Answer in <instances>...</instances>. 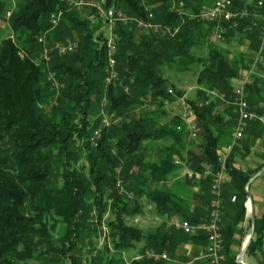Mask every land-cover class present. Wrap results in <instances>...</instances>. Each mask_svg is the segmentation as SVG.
I'll list each match as a JSON object with an SVG mask.
<instances>
[{"label": "trees", "instance_id": "1", "mask_svg": "<svg viewBox=\"0 0 264 264\" xmlns=\"http://www.w3.org/2000/svg\"><path fill=\"white\" fill-rule=\"evenodd\" d=\"M212 2L103 0L104 9L112 7L141 20H148L151 13L155 24L177 30L174 36H162L138 29L134 19L117 24L118 79L105 85L104 36L94 7L75 11L57 0L17 1L7 16L11 35L0 40V264H161L162 259H149L144 252L171 256L185 242L206 246L204 231L190 236L164 226L171 218L196 224L208 217L210 177L197 182L185 177L190 188L180 192L174 181L178 170L174 160L186 153L192 171L204 165L219 168L218 149L237 118L232 80L252 61L260 33L259 21L248 16L238 22L239 30L224 23V46L211 43L212 22L192 14ZM58 10L64 12L60 23L49 28V13ZM40 35L46 49L52 42L71 40L76 50L62 56L53 50L45 61L43 46L36 41ZM234 39L241 47L249 44L244 52L231 54L227 49ZM203 48V56L194 52ZM192 64L199 65L198 89L194 98L184 101L199 129L196 154L183 149V115L160 123L166 103L184 94L164 70L186 71ZM257 68L264 75V66ZM49 73L55 82L46 78ZM211 91L222 95V100L215 98L216 102ZM146 99L154 107L135 116L134 109ZM245 99L256 117L248 122L244 135L249 146L262 141L264 152V120H258L264 118V79L251 76ZM218 102L223 103L221 109L216 108ZM100 108L109 116L106 126L101 124L104 119L92 117ZM96 128L100 136L93 146L90 137ZM154 140L168 143L158 150L156 160L146 161L144 150ZM238 151L235 143L224 153L219 223L223 264H235L232 245H240L251 227L244 188L264 165L263 160L252 171L235 168ZM144 201L163 219L154 231L126 222L141 215ZM262 206L245 250L251 256L261 254L258 264H264V200ZM104 214L113 219L103 220ZM139 244L127 262L122 255Z\"/></svg>", "mask_w": 264, "mask_h": 264}, {"label": "built area", "instance_id": "2", "mask_svg": "<svg viewBox=\"0 0 264 264\" xmlns=\"http://www.w3.org/2000/svg\"><path fill=\"white\" fill-rule=\"evenodd\" d=\"M102 0H100L101 2ZM212 3L204 4L198 8V10L192 14L194 17H198L200 20H207L212 22L213 31L211 32L208 40L211 42H219L222 39L223 34L227 32L226 25L228 24L230 28H235L239 21L247 19L248 16H253L259 21V37H258V47L253 52L252 61L247 65L246 70L238 78H235L234 89L232 90V95L234 99L235 109L237 113V119L233 125L231 133V147L238 139L241 138L243 132L247 130V121L251 120L255 116L254 112L248 110V103L245 99V90L246 87L250 85V77L254 73V68L257 64H260L264 60V0H212ZM58 3L65 4L73 10H80L85 7H94L96 10V18L99 19L104 30L103 38V47L105 48V61L106 66L104 68L105 78L103 80L105 85L113 83L118 79V75L115 70L116 61L114 60L115 52H117V40L118 35L114 32L115 26L120 23H128L132 21V18L126 16L122 11H114L112 7L104 9L97 1L89 0H57ZM179 5L182 6V2H179ZM10 11H7L4 14V17L7 18ZM61 10L52 11L49 13L48 20L49 28H53L60 23ZM148 20L134 19L136 22V27L141 28L142 30L152 31L158 35H170L174 36L177 32L176 29L171 30L167 25L155 24L151 21V13L147 14ZM96 18H92L93 20ZM100 28V29H102ZM45 37L40 35L37 37V42L43 46L44 52L41 54L43 60H48V54L51 51H55L58 56L65 55L68 52H74L76 50L75 42L66 40L64 43L53 42L51 47L46 49ZM51 80V78H48ZM172 92L170 88L168 90ZM211 93L214 94L213 91ZM222 100V96H218ZM208 101L205 102L207 104ZM188 105L184 103L183 108V118L185 123V129H187L188 137L191 140L195 139L196 128L193 122L189 121L191 117L190 112L188 111ZM109 123L108 119H104L101 123L102 126H106ZM179 130V127H176ZM100 136L99 129L93 131L90 141L92 145H95L96 139ZM225 155L222 157L219 168L213 169L211 166L204 165L201 170H186L185 175L188 180L197 182L200 178L210 177V190H209V204L207 205L208 217L205 220L198 221L196 224H190L187 220H178L176 218L171 219L169 222H166L165 227H173L176 230L182 232V234H187L194 236L200 231H204L206 237V246L203 247V256L205 257V262L208 264H221L225 260V255L222 253L223 241L220 234V218L222 212H220V207L222 204L221 190L222 182L224 181L225 170H224V161ZM180 163L178 160L174 161V164L177 165ZM118 185L119 182L117 181ZM129 198H132L130 192L127 193ZM231 201L234 202L235 198L230 197ZM245 204V203H244ZM145 257L157 261L158 259H166L165 255L161 253H154L151 250H146L144 252Z\"/></svg>", "mask_w": 264, "mask_h": 264}, {"label": "rangeland", "instance_id": "3", "mask_svg": "<svg viewBox=\"0 0 264 264\" xmlns=\"http://www.w3.org/2000/svg\"><path fill=\"white\" fill-rule=\"evenodd\" d=\"M17 1L18 0H0V5L2 6V8H4V12L0 14V40L5 39V38H8V36L11 35V31L9 29L10 23L8 22V17L9 16L7 18H5L4 17V14H5V12L10 11L9 15H11V13L14 10V7L16 6ZM89 1L91 2V0H89ZM94 1H97L101 5V2L103 0L101 2H100V0H94ZM86 8H89V7H85L84 6V8H82V9H86ZM100 28H102V25H100L98 27V30L101 31V33L104 35L103 28L102 29H100ZM222 41L223 40L220 39L219 42H216V43L214 42V44L219 45V46L220 45H223L224 46L225 44ZM248 45L246 44V45H244V47L243 46L241 47V43L238 42L237 39H234L231 42V44H229L226 47H227V49L232 54V53H234V51H238V50H241V51L244 52L245 49L247 48L246 46H248ZM42 49H43V47H42ZM43 52H44V49L42 50V53ZM194 52L196 54L200 55V56H203L205 54V48H203V49H194ZM260 65L262 67L264 66V60L260 63ZM255 68H257V66ZM198 70H199V65L198 64H192V66H190L189 69L186 70V71L185 70L176 71V70H171V69L164 70V73H165L164 75L166 77H168L167 79L175 87L183 89L184 90V94L182 95V97H179L178 99L174 100L173 103L172 102L171 103H166V105L163 107V110L165 112V115L161 119L160 123L165 122L171 116L182 115V113H183L182 106H184V103H186V101H184V99L185 98L186 99H189V98L192 99V98H194L195 91L198 89V86L195 83V77H197V74H198L197 71ZM46 78L47 79L48 78H51V80H53L55 82V77L52 75V73L47 74L46 75ZM250 79H251V77H250ZM210 95L211 96H214L217 99H219L216 92H214V94L212 93ZM220 96H222V95H220ZM222 98H223V96H222ZM143 102H144V105L143 106H140V107L137 106V108L134 109L133 114L135 116H138V114L144 113L147 110H149L150 108L154 107L153 106V103L150 102L149 99H146ZM201 104H202V102H201ZM233 104H234V102H233ZM234 106H235V104H234ZM95 116L96 117H100L102 119H108L109 118V116H107L106 112L104 110H102V108H100L98 110H95V112L92 113V117L95 118ZM255 117H256V115L254 117H252V118H255ZM193 120L194 119L192 117H191V119L189 118V121L194 123ZM258 120L259 121H263L262 119H258ZM249 121H247V125H248V122ZM234 123H235V121H234ZM194 125H195V123H194ZM195 128H196V136H195V139L194 140L189 139L187 129H186L185 133L183 134V143H185V147L183 149H188V151H190V152H192L194 154H196V153L199 152V149H198V147H199V145H198L199 144L198 143V141H199V136H198L199 129L197 128L196 125H195ZM232 129L233 128L230 129V127L228 129L227 135L229 137L231 136ZM227 135L224 136L223 141H222V144H221V146L218 149V152H219L220 156H222V157L225 155L224 153H226L228 151L227 150L226 152H224L225 147L228 148V149H229V147H231V143H229V145H228L229 147L227 146V143H228L227 142ZM167 143L168 142H166V141H159V140H154L153 142L149 143L150 145H149L148 149L147 150H144V156H145L144 158L146 159V161H151L152 162L153 160H156L157 159V152H158V150L161 149V148H163L165 145H167ZM249 143H250V141L247 140V138L245 137L244 132H243L241 138L238 139V142H236V146H239V151H238V154H237V157L236 158H238V157H245V158L259 157V158H262V161L260 162V165H261L262 162H263V160H264V152L261 149L262 146H263L262 145L263 142L262 141H260V142L257 141L252 146H249ZM247 146H249V147H247ZM186 156H187V154L184 153L183 154V157L184 158H182V159H176L180 163H178L176 165V166H178V170L176 172V176L174 177V181L176 182L175 184H177L176 186L178 187V189L180 190V192L183 191V190H186V189L188 190V188H190L189 185L186 184V182L184 181V179L186 177L185 172H186L187 169L189 170V168H188V164L189 163H188V160L186 159ZM260 168L258 170H260ZM261 175H264V172ZM259 178L260 177H257V179H259ZM248 189H247V192H248ZM253 200H256V199L253 198ZM144 202H145V206H143V210H142L141 215L140 216H137L135 218L134 217H132V218L130 217V218L127 219L126 222H128L130 224H133V226H136V227L140 228L141 230L142 229L143 230H147L148 229V230L154 231L155 228H156V226H158L163 221V219H162V217H160V215L156 214L152 210V208L150 207V205L147 204L146 201H144ZM251 202L253 203L252 199H251ZM252 203H251V208H252ZM244 207H245V212H246V218H248V216L250 217V212L248 211V205L246 206V203H245L244 204ZM252 211H253V208H252ZM253 213H254V211H253ZM254 216H255V214H254ZM104 219H105V221L106 220H109V219H113V216L108 215V214H104L103 215V220ZM171 219H174V218H171ZM170 220H168L166 222H169ZM104 230H105V228L104 227H101V230L100 231L103 232ZM249 231H250V229H249ZM249 231H247V232H249ZM247 235H248V233L245 234V236L241 239L240 245H238V246H233L232 245V249L235 252V254H237V256H238V253L240 251L241 245L245 241L244 239H245V237ZM141 246H142V244H139L136 248L128 249V251L125 252L122 255V257L124 259H127L126 261L128 262L130 257H132L133 255L134 256L136 255L137 249H139ZM163 254L165 255V253H163ZM237 256H236V258H237ZM165 257H166V259H164V260H169V262H166V264H186L187 261H189L190 259L192 260L191 255H186V254H183L181 252L178 253V248L177 247H176L175 251L173 252V254L171 256H169V255L166 254ZM260 257H261V254L260 253H256V256L254 257V259L252 261V264H258V259H260ZM87 263H88V261H87ZM193 263L194 264H197V261L196 262H193Z\"/></svg>", "mask_w": 264, "mask_h": 264}, {"label": "crops", "instance_id": "4", "mask_svg": "<svg viewBox=\"0 0 264 264\" xmlns=\"http://www.w3.org/2000/svg\"><path fill=\"white\" fill-rule=\"evenodd\" d=\"M254 70H255L253 73L254 75L264 79V75L260 76L261 75L260 70H258L257 68H254ZM234 82H235V79L232 81L233 85H234ZM213 99H215V97ZM215 101L217 102L219 100L215 99ZM222 104H223L222 102H218V105L216 106V108L221 109ZM262 120H264V118H262ZM257 141L258 140H256V142ZM227 142H228L227 143V146H228L230 142L229 141ZM227 150L228 148L225 147L224 152H226ZM261 161H262V158H259V157H252V158L238 157V158H234L233 166L235 168H238V169L240 168L245 171H252L257 165L258 166L260 165ZM258 177L260 178L257 179L256 177L255 179H253V181L251 182L252 184L250 185L248 189L249 196L251 197L253 201L252 208L256 216H259L260 214H262L263 212L262 202L264 200V175H260ZM253 198H255L256 200H253ZM203 246L204 245L193 246L191 245L190 242H185L180 247H178V253L181 252L186 255H191L192 260L190 259L189 261L186 262V264H194L193 262H196V261H197V264H208L207 262H205L206 260H205V257L203 256ZM254 257L255 256L245 254L241 261L244 264H252ZM166 262H169V260L163 261L162 259L161 264H166ZM223 262L221 264H223Z\"/></svg>", "mask_w": 264, "mask_h": 264}, {"label": "water", "instance_id": "5", "mask_svg": "<svg viewBox=\"0 0 264 264\" xmlns=\"http://www.w3.org/2000/svg\"><path fill=\"white\" fill-rule=\"evenodd\" d=\"M264 172V165L260 168V170H258L256 173H254L248 180H247V184L245 185L244 191H245V197H247V202H246V206L248 205V211L250 212V217H249V221H250V231L248 232V235L245 237V241L243 242V244L241 245L240 251L238 253V256L236 258V260H234L235 264H244L241 260L244 257V253L246 250V247L250 244L251 239H252V235H253V231H254V225H253V219H254V213L252 211L251 208V197L249 196V193L247 192V189L249 188V186L251 185V182L253 181V179H255L256 177L260 176L261 174H263Z\"/></svg>", "mask_w": 264, "mask_h": 264}, {"label": "bare ground", "instance_id": "6", "mask_svg": "<svg viewBox=\"0 0 264 264\" xmlns=\"http://www.w3.org/2000/svg\"><path fill=\"white\" fill-rule=\"evenodd\" d=\"M93 1H94V0H93ZM174 5L177 6L178 4H174ZM183 5H184V4H183ZM68 7H69V6H68ZM89 8H90V7H89ZM174 8H175V6H174ZM69 9H70V8H69ZM80 10H81V9H80ZM95 10H96V9H95ZM177 10H178V9H177ZM116 11H117V10H116ZM61 12H62V11H61ZM78 12H79V11H78ZM179 13H180V12H179ZM63 14H64V12H63ZM63 14H61V16H63ZM127 16H128V15H127ZM251 17H252V16H251ZM193 18H194V17H193ZM133 19H134V18H133ZM249 19H250V18H249ZM251 19H252V18H251ZM93 22H94V21H93ZM95 22H96V21H95ZM95 22H94V23H95ZM132 22H133V21H132ZM205 22H206V21H205ZM208 22H209V21H208ZM126 23H127V22H126ZM134 23H135V22H134ZM258 23H259V22H258ZM129 24H130V23H129ZM132 24H133V23H132ZM125 25H126V24H125ZM237 25L239 26L240 24L238 23ZM118 26H119V25H118ZM238 26H237V27H238ZM237 27H236V28H237ZM244 28H246V27H244ZM249 28H250V27H249ZM249 28H248V29H249ZM138 29H139V28H138ZM226 29H227V28H226ZM230 29H231V28H230ZM237 29H238V28H237ZM246 29H247V28H246ZM228 30H229V29H228ZM232 30H233V28H232ZM238 30H239V29H238ZM258 30H259V29H258ZM44 35H45V34H44ZM117 35H118V34H117ZM44 41H45V40H44ZM46 41H47V39H46ZM117 41H118V40H117ZM48 43H49V42H48ZM52 43H53V42H52ZM211 43H212V42H211ZM215 43H216V42H215ZM102 45H103V44H102ZM44 46H45V45H44ZM71 53H72V52H71ZM116 53H117V52H116ZM67 54H68V53H67ZM218 95H219V94H218ZM179 130H180V129H179ZM224 164H225V161H224ZM223 183H224V182H223ZM222 186H223V185H222ZM222 199H223V198H222Z\"/></svg>", "mask_w": 264, "mask_h": 264}]
</instances>
